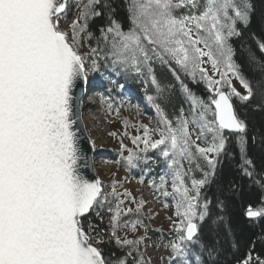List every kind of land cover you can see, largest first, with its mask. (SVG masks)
<instances>
[{"label":"snow or ice","instance_id":"snow-or-ice-1","mask_svg":"<svg viewBox=\"0 0 264 264\" xmlns=\"http://www.w3.org/2000/svg\"><path fill=\"white\" fill-rule=\"evenodd\" d=\"M68 5L69 0H0V264H150L141 249L149 226L139 218L122 221V216L139 214L145 201L137 202L126 189L119 192V181L105 192L100 179L84 172L94 169V162L79 145L81 85L86 87L90 73L96 72L108 81L109 91L124 89L100 71L101 62L116 76H134L155 88V95L146 98L158 127L140 123L143 134L131 137L136 148L122 144L128 155L122 152L121 160L129 169L148 166L143 154L159 150L165 167L152 185L165 199L172 198L178 218L165 245L169 264H217L219 239L206 240L201 225L207 221L213 234L221 226L231 233L226 198H216L219 211L214 213L201 190L215 178L221 157L232 155L227 150L231 134H236L240 174L264 192V173L255 172L248 156V126L233 103V98L252 101L259 89L257 106L264 107V61L249 48L248 64L259 75L246 78L230 42L240 35L238 23L250 24L251 5L248 0H126L127 30L109 0H77L79 14L70 24ZM105 17L104 25L97 26L99 35H94L90 22ZM82 38L96 42L89 53L81 50ZM253 39L264 55V40L254 34ZM155 63L172 72L187 110L181 106L169 116L165 106L171 103L172 86L158 81ZM181 74L203 82L207 99L194 93ZM108 108L120 115L119 107L109 103ZM124 123L129 124L126 119ZM251 139L255 142L256 137ZM197 170L200 178L193 174ZM240 190L229 181L225 197L238 196ZM125 198L136 207H124ZM102 210L110 213L108 230L88 218L94 212L103 220ZM243 211L249 220H264V195L258 206L248 204ZM138 226L145 228V235L118 234L122 227L137 232ZM258 239L264 244V235ZM113 243L118 251L105 253L102 245ZM231 247L238 250V242ZM254 249L255 242L235 264H264V256L254 255Z\"/></svg>","mask_w":264,"mask_h":264},{"label":"trees","instance_id":"trees-1","mask_svg":"<svg viewBox=\"0 0 264 264\" xmlns=\"http://www.w3.org/2000/svg\"><path fill=\"white\" fill-rule=\"evenodd\" d=\"M86 2V0H85ZM112 6L116 9L115 18L119 20L124 29L127 30L129 26V21L127 19V12L125 3L126 0H109ZM251 5V22L247 27L238 23L237 27L240 31L239 36L231 38V44L236 50V56L234 59L236 63L240 66L241 73L248 79L254 80L259 72H253L252 68L249 66L247 61V52L251 48L256 56L264 61V55H262L256 47V41L253 39V34L255 37L264 40V0H248ZM106 22V17L104 19L97 18L90 22V30L93 31L94 35H99L97 31V26H103ZM86 45L89 49L96 46L95 40H88L86 38ZM155 73L158 81L162 86H172L171 87V103L167 104L166 111L169 116L172 117L173 112L179 107L183 106L186 110L188 104L185 102L184 95L180 90V85L176 81L175 77L166 65L154 64ZM100 71L104 75H108L111 72L110 66H105L101 62ZM112 75V74H111ZM116 80H122L124 84V89L121 92L127 91V94H140L142 92L143 83L134 76L124 75L116 76ZM98 80V77L94 78V81ZM184 83L197 95L207 99L209 93L206 90V86L203 82H193L192 80H185ZM111 86L108 85V88ZM107 86L102 87L105 90ZM128 90H127V89ZM152 91V90H151ZM155 95L152 91L151 94ZM261 102L260 90L257 89V94L252 101L247 103H242L238 99L233 98L234 107L236 108L238 115L243 119L247 126V135L250 138L248 142V156L252 159L255 165V172L257 174L264 173V141L261 139V134L264 133V107H258ZM255 136L256 140L253 142L251 137ZM228 152L232 153L231 156L225 155L221 157V161L217 166L216 176L209 185H206L202 189V193L209 200L212 201L213 212L219 211L215 207V201L217 197L221 199L226 198L227 207L224 210L228 218V223L231 227V233L225 231L223 226L219 228L217 233H210L208 222L205 221L201 225V232L206 240L211 241L213 236L219 239V248L221 249L220 255L216 258L217 264H235V261L244 256L245 252L251 247V244L255 242V249L253 254H259L264 256V244L258 239L259 236L264 235V220L252 221L245 217L244 206L252 204L253 206H258L264 192L260 188L252 184L247 177L240 174L237 167L239 163V151L237 146L236 134H231L229 143L227 145ZM201 167L207 170V165L204 161H200ZM159 169V168H158ZM195 177L200 178V171H194ZM229 181H235L241 186V190L238 196L227 195L225 197L224 189L226 188ZM103 220L96 217L95 213H90L88 218L94 223L99 225L100 228L108 230L109 214L107 211L102 210ZM151 236L157 239L158 234L151 231ZM238 242L239 247L233 249L231 244L233 242ZM105 253L109 251H118L113 244L102 245Z\"/></svg>","mask_w":264,"mask_h":264},{"label":"rangeland","instance_id":"rangeland-1","mask_svg":"<svg viewBox=\"0 0 264 264\" xmlns=\"http://www.w3.org/2000/svg\"><path fill=\"white\" fill-rule=\"evenodd\" d=\"M237 2H239V0H237ZM76 3L77 0H69L68 24L79 14V9L74 7ZM185 11V9L179 10L180 13ZM65 26L67 27V25ZM82 44V52L89 53L91 49L86 45V38H82ZM205 67H208L211 72L210 65L206 64ZM114 75L115 74L111 71L110 74L106 76H112V78L116 80ZM95 77H98V80L94 81ZM181 79L183 81L191 80L183 74H181ZM116 81L117 83H123L122 80ZM89 82L91 93L87 97L89 103L87 105L85 104L88 110L83 111V114L88 113V117L92 115L93 118L96 119V123L92 124L90 127L89 134L98 139L97 142L91 141L96 152L94 160L97 174L102 181L104 191L111 192L113 181H119L120 185H122V187L118 185L117 190L119 192L123 193L126 189L132 193V196L136 198L137 202L141 199L145 201L144 207L139 214L130 213L126 216H122V221H135L139 218L145 225H148L146 246L141 245L145 257L150 258V264H169V260L167 259L169 249H167L165 245L174 235L172 232V221L178 218L175 215V203L172 198L169 197L165 199L152 185L153 180H156L157 183L159 182L158 177L162 174V170L165 167L162 158L158 155L159 150H149L146 154H143L148 158V166L141 164L140 167L129 169L125 162L121 160L122 152L123 155H128V153L123 150L122 144L126 145L128 148H136V146L132 144L131 137L143 134V130L139 129L140 123L147 124L149 128L153 130L158 127V117L151 103L146 98L147 95H154V93L151 94V92H155V88L150 83L147 87L143 84L142 92L133 95L127 94V91L121 92L122 90L118 88H112V90L109 91L108 81L104 80L100 73L96 72L90 73ZM233 83L239 91L242 93L244 92V89L238 81L233 80ZM104 86H107L105 90L102 89ZM109 96H111L112 99L106 101L104 98ZM121 102H123V107H120ZM109 103L112 104L114 109L119 107V116H117L114 111H109ZM125 119L129 122L127 127H125ZM133 125L136 127H133ZM111 133H116V135H111ZM125 133H127V135H125ZM153 138L156 139L159 137L154 134ZM201 146L204 145L201 144ZM141 147H143V145H141ZM117 160H120V163H116L115 161ZM169 191H171L170 183ZM165 203L168 204V207H165ZM124 207L135 208L136 204L125 198ZM108 214L110 217V213ZM169 217H171V219H169ZM107 226L109 227V221ZM156 229L162 231H156ZM151 231L158 234L159 237L156 239L151 236ZM118 234L122 237L126 234L128 238H137L141 235H145V228L138 226V231L132 232L129 228L122 227Z\"/></svg>","mask_w":264,"mask_h":264},{"label":"water","instance_id":"water-1","mask_svg":"<svg viewBox=\"0 0 264 264\" xmlns=\"http://www.w3.org/2000/svg\"><path fill=\"white\" fill-rule=\"evenodd\" d=\"M81 87H84V91L82 93V95H83V103L81 105L82 124L78 125V127H79L78 136L80 137L79 145H80L82 151L86 152L88 154V156L91 158V160L94 162V169H87V170H84V172H85V175L88 178H93L94 177V178H98L99 179V176H98V174L96 172V166H95V160H94L95 148H94V145H93V143L91 141L90 136L87 133V130H86V127H85V124H84V121H83L84 99L89 96L90 89L88 87V84H87L86 87L83 86V85H81ZM77 94L78 95L81 94L79 88L77 90Z\"/></svg>","mask_w":264,"mask_h":264},{"label":"bare ground","instance_id":"bare-ground-1","mask_svg":"<svg viewBox=\"0 0 264 264\" xmlns=\"http://www.w3.org/2000/svg\"><path fill=\"white\" fill-rule=\"evenodd\" d=\"M89 103V101L87 100V98L84 99V105H83V111H87L88 108H87V104ZM86 104V105H85ZM91 108V107H90ZM90 112V111H89ZM88 114V113H87ZM87 114H83V121H84V124H85V127H86V130L88 132V135L90 136V127L92 126V124L96 123V119L93 118L92 115H90L89 117L87 116ZM92 135V134H91ZM91 140L94 141V142H97V137L95 138L94 136H90ZM96 154V152H95ZM100 169V168H99ZM98 169V170H99ZM96 172H97V169H96Z\"/></svg>","mask_w":264,"mask_h":264}]
</instances>
